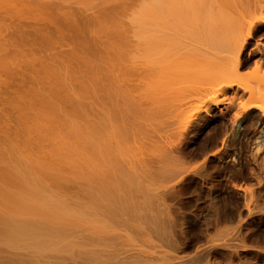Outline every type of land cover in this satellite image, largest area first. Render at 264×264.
I'll list each match as a JSON object with an SVG mask.
<instances>
[{"label":"bare ground","instance_id":"6f19581e","mask_svg":"<svg viewBox=\"0 0 264 264\" xmlns=\"http://www.w3.org/2000/svg\"><path fill=\"white\" fill-rule=\"evenodd\" d=\"M41 1L0 18V264H264V0Z\"/></svg>","mask_w":264,"mask_h":264},{"label":"rangeland","instance_id":"374dc122","mask_svg":"<svg viewBox=\"0 0 264 264\" xmlns=\"http://www.w3.org/2000/svg\"><path fill=\"white\" fill-rule=\"evenodd\" d=\"M3 1H4V3L6 2L5 0H3ZM22 1L23 0H16L17 3H20ZM29 1H32L35 4L42 3L41 0H29ZM49 1L53 4L52 8L55 9V10L62 9L64 6L68 5V3H63L61 0H49ZM7 3H9L10 5L5 3L6 6H4L3 8H0V18H6V17H9L10 15L11 16H15L16 12H19V10L14 7L13 0H10ZM73 6L76 7V8L80 7V5L76 4V3H73ZM24 13H27V12L24 11ZM206 207L208 208L207 200H206V198L204 196H202L200 198V200H198V201L193 200L192 203L190 204V206L187 208L188 210H186V211L188 213H197V214H199V213H202L204 210H206L207 209ZM192 208H193V210H192ZM196 210H198V211H196Z\"/></svg>","mask_w":264,"mask_h":264}]
</instances>
